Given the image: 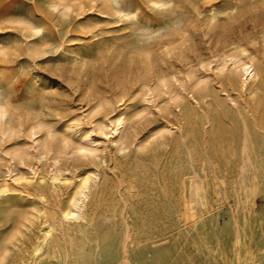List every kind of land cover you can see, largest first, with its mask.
Listing matches in <instances>:
<instances>
[{"label": "rangeland", "instance_id": "obj_1", "mask_svg": "<svg viewBox=\"0 0 264 264\" xmlns=\"http://www.w3.org/2000/svg\"><path fill=\"white\" fill-rule=\"evenodd\" d=\"M148 52L165 88L138 81ZM232 57L254 65L244 86L226 81ZM198 82L207 110L264 121V0H0V264H27L41 225L23 219L58 221L90 175L91 222L66 231L82 264H121L125 240L131 264H264V137L251 131L244 174L226 120L196 147L175 101Z\"/></svg>", "mask_w": 264, "mask_h": 264}, {"label": "bare ground", "instance_id": "obj_2", "mask_svg": "<svg viewBox=\"0 0 264 264\" xmlns=\"http://www.w3.org/2000/svg\"><path fill=\"white\" fill-rule=\"evenodd\" d=\"M174 49L175 47H173L171 50H167L165 52V56H169L171 54V51H173ZM230 61L232 62V65H234L235 67L234 70L230 73V76L227 77L226 79L228 84H231L232 81L236 80L237 78L240 79L243 78L241 84L242 86H244L248 82V80L254 77V65L251 61L242 62L239 59L237 60L236 57L230 58ZM141 64H143L144 67L142 72L138 76V81L140 80L143 83L142 85H144V87L149 86L148 84L150 83L163 88L166 87L167 75L165 73L167 69H163L161 67L163 64H165L163 59L162 61L155 60L152 58V55L148 52L144 54ZM148 91H150V88ZM183 92H185L186 96L188 95V98L185 97L186 98L185 106L179 104L178 101H175L176 109H177L176 117L180 125L179 128L180 131L182 130V128H184V130H187L190 133L194 145L198 147L199 140L201 138L202 139L204 138V135L206 134L208 128L211 130L214 128L216 129L219 128V125L215 127L217 125L216 116L226 120L227 122L225 124L226 127H228V129H226L225 134L227 135V137L223 143H225L226 147L229 148L230 150L236 149L237 145H239L238 146L240 148L239 168L241 170V173L244 174L246 172L247 165L252 163L250 156H248V152L250 151L252 145L250 138L251 131L252 130L260 131L262 133V136L264 137V133L262 132L264 131V125H263L264 121L262 120V118L261 119L252 118L249 121V118L247 117V113H248L247 106L243 110L236 109L234 113L228 110L223 111V107L220 104H214L210 110L209 109L207 110L203 106L206 104V99L209 96V86L204 82H198L194 88H190L189 86H187L183 90ZM228 109L231 108L228 107ZM6 114H7V108L4 105H0V120L1 119L3 120ZM123 116H124L123 114H119L118 118L116 119L115 129L113 130L112 135L116 136V134H119L124 124ZM198 121L201 123L199 124ZM205 126H207L208 128ZM238 126L241 132L238 136H236L235 133L238 130ZM89 143L93 144L94 142H89ZM222 154L225 155L223 152ZM188 156L190 157V159H192L190 150L188 152ZM230 156L232 157L233 155L231 154ZM225 159L227 160V156L225 157ZM230 162L231 159H228L227 163ZM90 176H86L81 181V183L78 186V189L76 190L73 197L69 201L68 208L60 211L57 217L58 221L53 220V218L47 212H43V211L37 212L34 215H30L27 218L23 219V224H21V227L23 228H28L32 226V223L35 219L36 221L37 219H39L41 225L39 230L40 231L39 236L37 238L36 236L34 237L36 238V240L34 241L32 248L30 249L29 262L27 264H82V262L74 252V247L73 248H70L71 246L69 247V245H71V242L68 241V237H67L68 234L66 231L70 222H74V225H76L77 223L75 224V222L78 221H83L86 222L87 224L91 222L87 218L88 200L90 197V186H89V181L91 180ZM189 190H190L189 193L190 197L193 198L191 201L193 200L195 201L196 198H198L201 194L198 185L194 181V179L190 180ZM5 194H7L6 188H1L0 196ZM22 234L23 232L17 229L15 234H13L12 237L13 239L12 241L9 242V245L10 246L15 245L14 242L18 241V239L22 236ZM94 237H95L94 239L95 243L98 240H100V234L97 233L96 231H94ZM125 239L126 238H124V240ZM96 248H98V245L95 246V249ZM11 253L13 252L9 249V247L3 248L2 251L0 252V261H8L10 256H12ZM128 254L129 251L125 240L121 248V255L119 259V261H122L121 264H131L130 263L131 260Z\"/></svg>", "mask_w": 264, "mask_h": 264}]
</instances>
